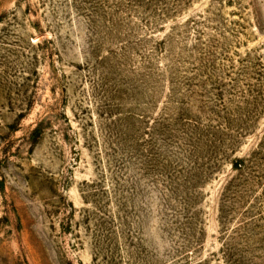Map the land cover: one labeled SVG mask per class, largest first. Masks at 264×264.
I'll return each instance as SVG.
<instances>
[{"label":"rangeland","instance_id":"1","mask_svg":"<svg viewBox=\"0 0 264 264\" xmlns=\"http://www.w3.org/2000/svg\"><path fill=\"white\" fill-rule=\"evenodd\" d=\"M0 264H264V0H0Z\"/></svg>","mask_w":264,"mask_h":264}]
</instances>
